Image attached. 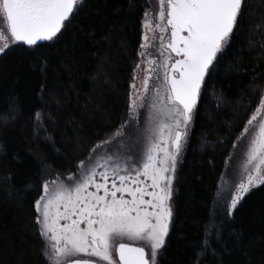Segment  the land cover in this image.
<instances>
[{
	"label": "snow or ice",
	"instance_id": "6c2138e0",
	"mask_svg": "<svg viewBox=\"0 0 264 264\" xmlns=\"http://www.w3.org/2000/svg\"><path fill=\"white\" fill-rule=\"evenodd\" d=\"M83 4L0 0V54L14 45L54 46ZM260 4L264 7V0ZM148 5L124 118L86 146L78 145L77 159L41 183L33 207L46 264H159L167 251L177 168L194 115L249 9L247 0H148ZM259 15L253 31L264 30V11ZM249 88L258 102L223 161L193 264H202L206 254L215 256L214 244L227 250L226 226L245 197L264 186V82L253 77ZM252 103L248 97L243 110ZM44 118L35 113L37 130Z\"/></svg>",
	"mask_w": 264,
	"mask_h": 264
},
{
	"label": "trees",
	"instance_id": "16d2710c",
	"mask_svg": "<svg viewBox=\"0 0 264 264\" xmlns=\"http://www.w3.org/2000/svg\"><path fill=\"white\" fill-rule=\"evenodd\" d=\"M247 4L249 11L198 105L177 171L174 223L159 264H193L223 161L258 102L249 85L253 77L264 82V30L253 31L264 7L260 0ZM146 7L148 0H84L54 46L14 45L0 55V117H15L0 118V264H46L33 207L44 168L64 171L77 159L78 145L86 146L124 118ZM220 94L223 99L217 100ZM248 97L253 103L245 112ZM37 111L45 116L39 130ZM233 231L241 235L229 236ZM224 237L227 250L214 244L216 255L206 254L202 264H264V186L241 202Z\"/></svg>",
	"mask_w": 264,
	"mask_h": 264
},
{
	"label": "rangeland",
	"instance_id": "374dc122",
	"mask_svg": "<svg viewBox=\"0 0 264 264\" xmlns=\"http://www.w3.org/2000/svg\"><path fill=\"white\" fill-rule=\"evenodd\" d=\"M153 2H154V0H153ZM149 6V5H148ZM0 23H2V22H0ZM1 55V54H0ZM194 117H195V115H194ZM193 122H194V119H193ZM193 125V124H192ZM191 129H192V126H191ZM191 133V132H190ZM186 150V149H185ZM240 152H242V151H244V145L242 144L241 146H240V150H239ZM185 152V151H184ZM239 154V153H238ZM183 155H184V153L182 154V157H181V161H182V159H183ZM181 164V163H180ZM180 164L178 165V168H179V166H180ZM178 168H177V171H178ZM55 172H57V171H55V170H53L52 168H50V167H45L44 168V171H43V179H42V181L45 179V178H50L51 177V174H53V173H55ZM174 187H175V185H174ZM175 194V193H174Z\"/></svg>",
	"mask_w": 264,
	"mask_h": 264
}]
</instances>
